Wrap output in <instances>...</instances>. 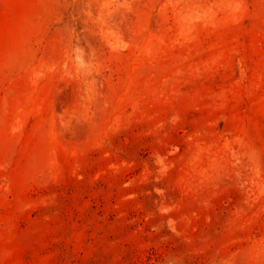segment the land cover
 Listing matches in <instances>:
<instances>
[{
	"label": "rangeland",
	"instance_id": "obj_1",
	"mask_svg": "<svg viewBox=\"0 0 264 264\" xmlns=\"http://www.w3.org/2000/svg\"><path fill=\"white\" fill-rule=\"evenodd\" d=\"M0 264H264V0H0Z\"/></svg>",
	"mask_w": 264,
	"mask_h": 264
}]
</instances>
